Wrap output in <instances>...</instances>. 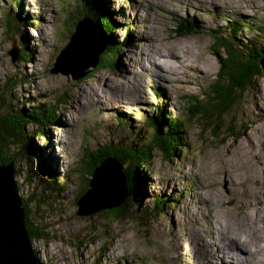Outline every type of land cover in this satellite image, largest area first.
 Segmentation results:
<instances>
[{"label": "rangeland", "instance_id": "374dc122", "mask_svg": "<svg viewBox=\"0 0 264 264\" xmlns=\"http://www.w3.org/2000/svg\"><path fill=\"white\" fill-rule=\"evenodd\" d=\"M11 1L0 0V85L18 80L3 97L6 106L52 105L61 96L56 118L25 127L39 149L35 157L29 161L18 150L14 164L27 221L43 233L31 239L39 264H254L246 262L247 249L226 234V222L235 231L261 236L257 254L264 263V75L252 79L227 114L219 111L217 118L214 111L206 122L190 113L198 100H210L206 94L219 64L211 51L216 30L244 21L253 29L239 31L232 41L257 38L264 47V0H98L104 10L111 7L106 11L111 19L116 15L111 38L119 52L112 69L80 79L51 68L84 16L76 7L84 2ZM86 11L93 13L87 6ZM8 14L13 23L7 30ZM16 15L27 24L18 27ZM177 18L183 24L189 18L196 32L178 36ZM20 38L25 52L27 39L30 58L12 62L7 50ZM155 104L183 119L182 150L167 159L152 151L144 175L136 174L144 183L139 194H145L119 219L110 220L106 210L77 215L76 194L87 190L84 176L90 177L83 170L85 148L94 151L137 131L143 142L149 140L150 127L142 124L156 115ZM39 127L44 137L32 133ZM16 148L9 144L6 153L16 154ZM39 157L52 175L40 168ZM26 172H32L28 183ZM157 194L176 202H166L162 214L150 211ZM241 212L253 214L251 226L239 220Z\"/></svg>", "mask_w": 264, "mask_h": 264}, {"label": "trees", "instance_id": "16d2710c", "mask_svg": "<svg viewBox=\"0 0 264 264\" xmlns=\"http://www.w3.org/2000/svg\"><path fill=\"white\" fill-rule=\"evenodd\" d=\"M82 1L84 4L78 1L76 6L80 9L78 11H81L84 16L87 15L91 19L98 22L102 26V31L107 40V48L99 57L98 65L85 75L91 77L96 70L103 68L110 70L114 67L119 48L111 38V33L114 31L116 24L108 15L110 10H104L99 1ZM11 4L16 6L18 5V2L13 0L11 1ZM86 6L90 8V11L93 12L92 14L86 11ZM108 8L110 9L111 7L108 5ZM72 15L73 14L71 13L70 17H72ZM114 16L116 15L114 14ZM15 17L18 27H21V24H27L26 17L22 18L21 15H16ZM185 20L186 22L183 24L181 19H175L179 27H181L179 29L175 28V32L178 36L189 35L196 32L194 23L191 22L189 18ZM12 23L13 19L8 14L5 17V27L7 30L11 28ZM29 23L31 24L32 22ZM227 23L230 25L229 28H225L222 31L216 30L214 32L215 35L213 36L214 41L212 43L211 51L214 52L219 64L217 75L215 76L212 84L209 86L206 94L210 100H198L199 104L193 106L191 108L193 111L190 112L191 117L197 115L201 119L203 118L206 122L212 114L214 115V111L218 114L215 115L217 118L221 115L219 111L222 113L225 112L223 115L227 114L232 105L236 104L241 95L249 89L252 79L257 75H264L260 68V60L264 57V47L258 45L257 42L260 43L259 39L256 38L254 41L248 39L245 42L239 43L232 41L239 31L245 28L250 30L251 28L253 29V27L240 20H235L233 22L229 21ZM23 41L27 44V48L25 49L29 50L27 39L23 38ZM18 46L20 48L19 57L25 61L29 59L30 53H27L28 50L25 52L22 49V38H20ZM111 52L114 54L109 55ZM20 80H22V78H20ZM17 82V79H13L0 85V164L12 162L14 165L18 150H20V153H22L29 161L32 160V156L35 157V153L36 151L38 152L39 149L37 150V148H35L31 139L32 136H29V134L26 133L25 127L27 124L37 125L39 124V120H47V118L53 119L54 116L56 118L57 116L54 113V109L57 104L59 105V102H61V96H58L57 102L52 105H48L43 101H26L22 104V106H19L18 109L14 110L12 107L6 106V101L3 97L12 91ZM153 92L157 97L161 95V93L156 89ZM153 109L156 115L150 116L148 120H144L142 124L145 125L144 129H146V126L150 127L151 135L149 140L143 142L140 138V132L137 131L127 134L124 139H118L114 143L109 144V146H102L94 151L85 148V154L83 156V159H85L83 161L85 162V165L83 166V170L88 171L90 176L94 168L109 155L114 156L122 165V171L126 177L127 197L124 204L120 208L105 211L110 220L119 219L131 206H133V208L135 206L137 207L142 194H145L144 192L139 194L141 190L139 185L142 184V187H144V183L142 179H139L136 176V174L139 172L141 173L139 175H144L143 165L150 163L153 157L152 151H156L158 155L167 159L172 155L177 156L184 146L183 135L185 134V125L183 123V119L178 116L167 114L160 104H155ZM118 121L125 122L126 120L118 118ZM32 133H36L37 138L45 136L43 128L40 127L39 129L36 128L35 132ZM9 144L17 146L16 154L13 153L8 155L6 153V147H8ZM40 161L42 162V164L40 163V168L43 169L46 174L52 175L51 170L45 161L41 158ZM80 171H82V169ZM80 171L79 174L80 177H82ZM38 172L39 171L37 170V173ZM16 173L17 170L15 169V174ZM31 174L32 172H26L25 177L27 183L30 182ZM84 179L85 181L87 179V182H89L90 177L86 178L84 176ZM143 179L146 180V177L143 176ZM82 181L83 179L80 180L81 184ZM52 182L53 179L51 178V183ZM80 196V194H76L75 202ZM167 197L158 194L155 195L152 200V207L150 211L153 210L155 213L157 212L162 214L163 206L166 202L167 204H171L173 201L176 202V200L168 199ZM21 200L24 209L25 226L31 241L33 237H41L43 233L36 228V224L33 225V222L31 223L27 221L29 210L26 208L24 200ZM133 213L135 214V212ZM145 213L146 215H151L150 212L146 211Z\"/></svg>", "mask_w": 264, "mask_h": 264}, {"label": "water", "instance_id": "95a60500", "mask_svg": "<svg viewBox=\"0 0 264 264\" xmlns=\"http://www.w3.org/2000/svg\"><path fill=\"white\" fill-rule=\"evenodd\" d=\"M107 48L102 26L87 15L76 23L68 43L59 52L51 72L84 77L98 65ZM20 48L14 39L7 50L11 61L19 57ZM264 73V57L260 61ZM12 162L0 164V264H38L27 232L22 198L15 182ZM127 197L126 177L114 156H107L90 176L87 190L76 201L75 213L89 216L101 210L120 208ZM38 262V263H37Z\"/></svg>", "mask_w": 264, "mask_h": 264}, {"label": "bare ground", "instance_id": "6f19581e", "mask_svg": "<svg viewBox=\"0 0 264 264\" xmlns=\"http://www.w3.org/2000/svg\"><path fill=\"white\" fill-rule=\"evenodd\" d=\"M98 0H95V2H97ZM178 2V1H177ZM124 8V7H123ZM195 9V8H194ZM110 10V9H109ZM197 10V9H196ZM198 13V10H197ZM89 17V16H88ZM114 14L112 19L115 21L114 18ZM90 18V17H89ZM117 18V17H116ZM93 20V19H92ZM94 21V20H93ZM95 22V21H94ZM178 48H184V47H178ZM187 50V49H186ZM181 51V50H180ZM184 51V50H183ZM184 54V53H183ZM182 54V55H183ZM261 61V60H260ZM165 63V61L163 62ZM38 79V78H37ZM157 90V89H156ZM43 93V92H42ZM243 213V214H242ZM241 216H239V220L241 222L244 223V225L246 226H251L252 225V221H251V217H253V214H250L248 212H241ZM255 216L258 215L257 212H255L254 214ZM236 216V215H235ZM233 219V218H232ZM234 220V219H233ZM215 227V226H214ZM226 232L227 235H232V237L236 238L239 243L241 244V248L244 250L247 249V251L249 252V256L246 259V262L250 263V262H254V264H264L262 263L261 258L258 256L257 251L260 250L262 248V245L259 243V239L261 238V236H257V235H252V234H245L243 232V230L239 231H235L236 228L234 226H232V224L226 222L223 226H222ZM231 227L233 228V230L231 229ZM216 228V227H215ZM216 230L218 231V229L216 228ZM260 230V229H259ZM263 232V236H264V230ZM29 236V235H28ZM262 236V237H263ZM226 245H228L229 243L224 241ZM31 248H33V246H31ZM38 263V262H37ZM39 264V263H38Z\"/></svg>", "mask_w": 264, "mask_h": 264}]
</instances>
